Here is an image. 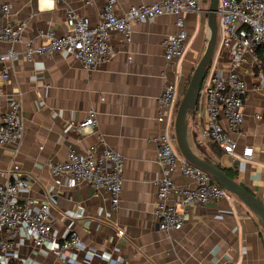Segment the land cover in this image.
Listing matches in <instances>:
<instances>
[{
  "label": "crops",
  "instance_id": "crops-1",
  "mask_svg": "<svg viewBox=\"0 0 264 264\" xmlns=\"http://www.w3.org/2000/svg\"><path fill=\"white\" fill-rule=\"evenodd\" d=\"M161 0H117L116 10L124 14L132 6L150 5ZM106 0L87 6L82 0H0L10 5L8 21L26 22L22 42H0V54L10 48L23 52L27 42L44 43V34L67 32L66 14L73 9L92 22ZM209 0L202 12L185 14L188 50L179 62L167 64L163 41L177 33L176 18L164 15L152 23L133 25L132 41L114 32L111 46L115 56L93 71L64 52L28 61L24 56L11 64L10 76L0 79V118L11 105H20L24 128L19 144L0 145V182L13 165L30 178L23 197L36 204L49 198L51 223L57 236L69 230L78 233L83 252L71 254L78 264H264V227L243 204L223 200L216 204L194 206L184 216V225L168 233L159 229L154 218L155 182L161 178L156 146L149 138L165 124L157 122L159 98L169 84L176 86L179 101L207 46ZM233 58L216 49L212 66L222 76ZM245 64L241 73L248 87L243 109L244 121L233 134L237 155L217 156L203 145L223 169L229 170L249 192L264 202V66ZM94 112L95 129L79 130L71 123L84 122ZM261 115L258 119L256 116ZM207 118L206 111L189 118V142L198 149L195 130ZM106 142L125 158L123 192L120 206L113 210L110 196L103 188L76 183L69 176L54 177L48 161H65L69 150L87 151ZM251 146L249 162L238 157ZM182 186L189 178L176 173ZM123 231L124 235H118ZM18 248L20 259L33 264H66L46 249H36L23 236ZM85 254H93L90 261ZM12 264H20L15 260Z\"/></svg>",
  "mask_w": 264,
  "mask_h": 264
},
{
  "label": "built area",
  "instance_id": "built-area-1",
  "mask_svg": "<svg viewBox=\"0 0 264 264\" xmlns=\"http://www.w3.org/2000/svg\"><path fill=\"white\" fill-rule=\"evenodd\" d=\"M96 0H82L87 6ZM204 0H161L150 5L130 7L124 14L116 10L117 0H106L99 12L97 22L90 21L75 10L66 14L67 32L56 36L53 31L42 33L44 43L27 42L23 52L10 48L0 54V79L10 76L11 64L24 56L28 61L53 56L64 52L79 62L86 71L111 60L115 53L111 46V35L116 32L132 41L133 25L152 23L164 15L176 18L177 33L163 41L167 64L181 61L188 50V34L184 15L202 12ZM10 5L2 7L0 18V42L9 44L22 42L26 22L12 25L8 21ZM217 48L232 56L231 69L220 76L214 66H209L202 82L198 105L194 115L206 111L207 118L198 122L195 130L197 146L215 145L224 154L237 155L238 144L233 134L241 130L244 121V105L248 87L241 73L245 64L253 68L264 59V0H219ZM260 51V53H258ZM176 86L169 84L159 98L157 122L164 129L149 138L156 146L161 178L156 182V207L154 218L162 232L168 233L184 225V216L194 206L216 204L223 200L235 203L237 198L227 192L207 172L189 163L179 152L174 132V122L179 106ZM189 116L191 118L192 116ZM261 119V115L256 116ZM77 129H95L98 120L94 112L82 123H71ZM24 128L20 121V105L14 103L0 118V145L19 144L23 140ZM254 154L246 146L239 154L243 162H249ZM48 167L54 177L69 176L76 183L86 182L93 187L105 189L116 210L121 203L125 171V158L104 141L87 151L69 150L65 161L50 159ZM179 173L191 183L182 186L173 176ZM30 178L20 172L18 165L6 170L0 182V264H33L30 259H20L18 248L23 245V236L32 240L36 249H46L66 264H78L71 254L83 252L81 239L74 230L65 236H57L51 223L49 198L36 202L23 197L29 188ZM119 236L124 232L119 231ZM93 254H85L90 261Z\"/></svg>",
  "mask_w": 264,
  "mask_h": 264
},
{
  "label": "water",
  "instance_id": "water-1",
  "mask_svg": "<svg viewBox=\"0 0 264 264\" xmlns=\"http://www.w3.org/2000/svg\"><path fill=\"white\" fill-rule=\"evenodd\" d=\"M219 0H209L208 28L210 37L205 51L191 76L186 92L181 99L174 122V132L180 154L192 165L209 173L227 192L232 194L250 212L254 214L261 226L264 227V202L249 192L236 179L225 173L223 168L217 167L201 158L189 142V116L194 115L198 105L202 82L211 65L218 43V11Z\"/></svg>",
  "mask_w": 264,
  "mask_h": 264
},
{
  "label": "trees",
  "instance_id": "trees-1",
  "mask_svg": "<svg viewBox=\"0 0 264 264\" xmlns=\"http://www.w3.org/2000/svg\"><path fill=\"white\" fill-rule=\"evenodd\" d=\"M258 53H260V51H259ZM261 63H262L261 66H262V65L264 66V59H261ZM209 147L211 148V150H212L217 156L224 154V152H223L220 148H218L217 146H215V145H211V146H209ZM197 153H198V155H199L201 158H203L204 160H206V161H208V162H210V163L215 164V165H216L217 167H219V168H222L221 165L209 155V153L205 150V148H204L203 146L198 147V149H197ZM223 170L225 171V173H226L227 175H229L231 178H233V175H232V173H231L229 170H227V169H223ZM237 202H239V201L237 200ZM239 203H241V202H239ZM241 204H242V203H241Z\"/></svg>",
  "mask_w": 264,
  "mask_h": 264
}]
</instances>
